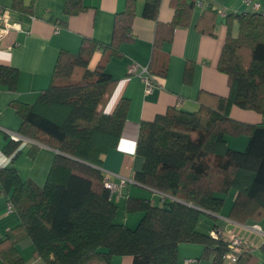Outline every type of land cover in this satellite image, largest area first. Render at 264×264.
<instances>
[{"label": "trees", "instance_id": "trees-1", "mask_svg": "<svg viewBox=\"0 0 264 264\" xmlns=\"http://www.w3.org/2000/svg\"><path fill=\"white\" fill-rule=\"evenodd\" d=\"M159 2L145 0L142 15L155 20ZM196 2L173 0L166 40L175 25L187 24ZM134 6L135 0H126L117 14L109 47L84 39L76 53L61 50L49 85L35 101L13 104L21 118L17 132L54 152L42 185L23 179L14 166L0 168V190L20 217L0 241L5 264L22 263L16 244L23 238L32 241L34 255L46 264H109L115 255L131 256L132 264H176L180 243L200 244L201 256L210 257V264H227V242L197 229L201 215L214 218L212 214L222 209L223 195L234 189L230 218L246 222L264 216V122L246 124L229 115L233 105L264 115V13L256 10L228 16L217 65L228 78L226 96L200 91L197 110L169 108L140 123L135 153L142 166L132 179L158 191L162 202L154 205L128 197L126 212L141 211L143 216L134 228L116 221L117 208L100 164L101 156L118 143L129 101L121 98L112 112H105L115 79L104 70V62L127 37ZM83 8L80 0H66L67 14ZM10 10L31 18L19 0ZM214 14L208 7L196 24L198 30L209 32L212 25L204 26V19L212 21ZM231 19L237 21L235 35ZM159 42L156 36L154 50ZM97 49H102L101 57L91 66ZM148 72L156 75L149 67ZM17 80L18 70L0 63V87L15 91ZM228 135L247 136L245 148L230 149ZM21 144L8 138L2 153L13 159ZM36 151L31 144L30 155ZM259 249L264 255V244ZM250 253L233 264H253Z\"/></svg>", "mask_w": 264, "mask_h": 264}, {"label": "crops", "instance_id": "crops-1", "mask_svg": "<svg viewBox=\"0 0 264 264\" xmlns=\"http://www.w3.org/2000/svg\"><path fill=\"white\" fill-rule=\"evenodd\" d=\"M84 7L76 14L65 12L66 0H19L20 6L31 13L28 20L12 12L14 0H0V7L6 9L11 23L18 26L0 31V63L18 70L15 91L0 87V168L14 166L23 179H30L41 185L52 158L54 149L34 142L22 141L20 152L11 159L2 153L8 137L4 129L18 131L21 118L14 103H32L40 90L46 88L61 50L78 52L84 39H93L109 47L113 42L115 18L125 8L126 0H80ZM190 11L187 24L173 27L171 39L166 40L171 31L169 23L174 14L173 0H160L156 19L142 15L145 0H135V14L127 37L116 45V52L104 62L115 84L105 105L110 113L121 98L129 101V108L120 138L114 148L101 156L100 169L104 176L117 183L121 177L132 178L142 166V158L135 153L138 129L142 121H150L169 108L195 111L198 108L197 97L200 91L226 96L229 91L227 75L217 65L228 30V16L240 12L260 11L264 13V0H198ZM259 8L254 9L253 4ZM215 11L213 20L204 19V26H211L208 32L196 27L207 10ZM211 16V15H210ZM211 22V23H210ZM210 23V24H209ZM209 24V25H208ZM236 19L230 20V31L237 33ZM156 36L160 46L154 50ZM164 38V39H163ZM102 49H97L91 59V66L99 61ZM133 62L150 68L154 73L155 86L146 92L145 84L138 74L128 72ZM189 71L186 74V69ZM164 70V73H162ZM232 119L246 123L264 122V115L236 105L231 106ZM226 144L232 150H243L247 144L245 135H228ZM31 144L37 146L34 156L30 155ZM42 179V180H41ZM44 181V180H43ZM128 197L148 199L154 205L161 204V194L140 183H127L119 192L110 195L116 205V221L134 228L143 216V212H126ZM235 197L231 189L223 195L224 203L214 218L198 221L197 229L211 233L218 228L224 238L231 234L245 237L251 245L253 264H264L259 246L264 244V216L259 220L236 221L228 216ZM8 195L0 190V241L6 233L20 222L16 210H7ZM211 215V214H210ZM257 224L261 233L252 229ZM16 250L22 258L21 264H46L34 255V247L29 238H23L16 244ZM203 247L195 243H180L177 249L176 264H210V257H202ZM0 264H5L0 257ZM109 264H132L128 255L113 256Z\"/></svg>", "mask_w": 264, "mask_h": 264}, {"label": "built area", "instance_id": "built-area-1", "mask_svg": "<svg viewBox=\"0 0 264 264\" xmlns=\"http://www.w3.org/2000/svg\"><path fill=\"white\" fill-rule=\"evenodd\" d=\"M244 1L249 2L250 0H244ZM196 3L201 4V2L198 0ZM253 8L258 9L259 4L254 3ZM16 26H18V24L11 23L9 21V19L7 17L6 9L0 7V31H1V33L2 32L4 33L9 28H13ZM128 72L131 74H138L141 77L142 81L145 84L146 92H150L153 89V87L155 86L154 76L148 72L147 67L140 66L138 63L133 62L129 65ZM4 132L6 133V135L9 139H12L15 141H31L30 139H27V138L23 137L22 135H20L17 131L4 129ZM104 180H105V186L110 190V193L119 192L121 190V188L124 187L129 182L130 183L136 182L132 178L121 177L117 183H114V182L109 180V177L106 174L104 176ZM7 210L8 211L13 210L12 205L9 202H8ZM251 227L254 231H256L258 233L262 232L260 227L257 224H254ZM210 234L214 237L220 236V237L224 238L222 236V232L218 228L214 229ZM224 239L227 242L228 250L224 254L223 260L227 264L235 263L238 260V258L241 256V254L252 250L249 241L243 236L231 234ZM193 261H194L193 259H186L185 260V262L187 264H192Z\"/></svg>", "mask_w": 264, "mask_h": 264}, {"label": "rangeland", "instance_id": "rangeland-1", "mask_svg": "<svg viewBox=\"0 0 264 264\" xmlns=\"http://www.w3.org/2000/svg\"><path fill=\"white\" fill-rule=\"evenodd\" d=\"M42 180V179H41ZM43 180L45 181V179L43 178ZM41 181V185L44 183V181ZM202 218H205V219H211V220H213L208 214H206V213H203L202 215H201V217H200V219H199V221L200 220H202Z\"/></svg>", "mask_w": 264, "mask_h": 264}]
</instances>
